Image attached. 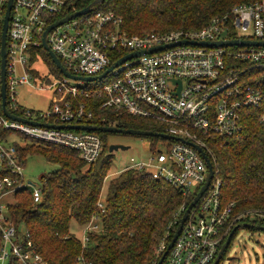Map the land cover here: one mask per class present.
I'll return each mask as SVG.
<instances>
[{"label":"built area","instance_id":"1","mask_svg":"<svg viewBox=\"0 0 264 264\" xmlns=\"http://www.w3.org/2000/svg\"><path fill=\"white\" fill-rule=\"evenodd\" d=\"M8 1L0 0L2 27ZM78 1L14 0L6 45L7 108L18 117L41 124L90 125L86 122L93 119L94 109L88 102L97 98L101 100L99 110L154 121L163 127L162 134L185 142L159 138L165 150L130 168L169 183L184 196L196 197L207 182L209 169L203 155L189 143L212 156L208 142L214 138H242L250 110L258 114L264 125V46L205 47L192 43L264 42V0L239 5L230 14L212 19L200 30H175L144 36L128 35L121 29L122 18L95 7L92 13L58 26L47 36L50 49L73 75L99 77L131 54L166 48L127 60L101 80L75 81L63 76L49 82L48 87L37 86L42 78L34 71H37L35 65L43 59L39 49L44 48V33L51 25L83 10L78 9ZM93 83L101 85L90 87ZM24 87L52 91L54 97L49 111L31 113L20 107L17 95ZM21 108L25 114L20 113ZM0 130L76 151L87 166L103 155L104 143L97 133L31 126L5 116L1 97V42ZM25 166L14 141L0 139L1 264L11 259L16 264H47L36 252L29 234L20 235L13 226L8 214L9 204L4 201L25 188L33 190L34 203L42 201V187L26 181ZM221 186L214 171L208 190L189 213L182 232L162 264L215 262L233 229L246 219V215L233 217L234 204L222 205ZM98 207L104 212V200L101 199ZM188 207L182 205L173 215V221L156 249L157 263L167 251ZM250 216L264 221V214ZM100 228L99 217L82 227L84 234L79 240L83 247L90 242V235L99 232ZM77 261L78 264H89L82 257Z\"/></svg>","mask_w":264,"mask_h":264},{"label":"trees","instance_id":"2","mask_svg":"<svg viewBox=\"0 0 264 264\" xmlns=\"http://www.w3.org/2000/svg\"><path fill=\"white\" fill-rule=\"evenodd\" d=\"M94 1L79 0L78 9H84ZM258 1L262 0H106L96 10L111 11L122 18L121 29L128 35L144 36L175 30H200L212 19L230 14L235 7ZM1 34L2 26L0 42ZM39 53L54 75L62 78L46 50L41 48ZM34 74L39 72L34 71ZM100 85L89 84L90 87ZM88 104L94 109V117L87 124L164 132L158 123L99 110L100 99L95 98ZM21 111L25 114L24 109ZM97 134L103 140L104 155L108 151V134ZM13 135L0 130V139L12 140ZM22 140L23 143L12 141L25 165L28 157L42 156L56 169L39 178L43 190L40 203H34L33 190L25 188L14 194L8 214L20 235L29 234L36 252L47 264H78L80 257L89 264H158L156 249L173 221V215L182 205L188 207L195 195L184 196L169 183L128 168L109 183L102 212L98 204L111 169V157L101 159L102 155L97 162L87 166L76 151L23 137ZM208 144L212 152L208 157L222 185V205L234 204L233 217L246 215L242 223L264 226V221L250 216L264 214V125L258 114L254 110L248 112L242 138H214ZM94 217L100 219V231L92 233L90 242L83 247L71 233L70 224L74 220L83 227ZM1 247L0 231V250ZM5 264H16V261L11 259Z\"/></svg>","mask_w":264,"mask_h":264},{"label":"rangeland","instance_id":"3","mask_svg":"<svg viewBox=\"0 0 264 264\" xmlns=\"http://www.w3.org/2000/svg\"><path fill=\"white\" fill-rule=\"evenodd\" d=\"M35 69H37L42 78L36 83L37 86L44 85V87H48L50 85L49 82L57 79L51 67L43 59L38 61ZM53 97L54 93L50 90L40 91L38 87H24L18 91L17 104L26 110L46 113L50 109ZM149 121L150 123L154 122ZM106 139L108 151L101 159L111 157L112 162L108 177L105 180L102 200L106 197L109 183L121 171L130 168L131 165L137 162H147L152 157H155L158 151L165 150L164 143L159 138L108 134ZM12 140L23 143L19 134H14ZM111 145L127 146L129 149L111 153L109 151ZM55 169L56 166L49 164L44 157L30 156L27 158L24 176L27 182L37 185L39 184V178L43 174L50 173ZM4 201L7 204H11L14 202V196L10 195ZM70 231L78 239H82L84 231L74 220L70 224ZM220 264H264V232L239 229Z\"/></svg>","mask_w":264,"mask_h":264},{"label":"water","instance_id":"4","mask_svg":"<svg viewBox=\"0 0 264 264\" xmlns=\"http://www.w3.org/2000/svg\"><path fill=\"white\" fill-rule=\"evenodd\" d=\"M106 0H95L92 4H90L88 7L85 9L78 11L67 18L51 25L46 32L44 33L43 36V47L46 50V52L49 54L51 57L53 63L55 64L56 68L60 71V73L75 81H85V82H94L96 80H101L105 78L110 72H112L116 67L120 66L127 60H130L134 57H138L142 54H152L154 52H158L161 50H164L166 47H159V48H154L151 50H148L146 52H139V53H134L131 54L122 60L116 62L107 72H105L103 75L99 77H81V76H76L73 75L72 73L68 72L66 68L63 66L61 63L60 59L56 56V54L50 49L48 43H47V36L48 34L58 26L74 19L80 16H85L93 12L95 7L103 5ZM14 0H9L7 3L6 11H5V16H4V22H3V27H2V34H1V97H2V106H3V112L6 117L13 121H17L20 123L28 124L31 126H43L47 128H55V129H69V130H82V131H88V132H94V133H103V134H114V135H125V136H138V137H150V138H163L167 140H175V141H182L176 139L174 137L167 136L162 133H157V132H152V131H142V130H134V129H122L118 127H107V126H94V125H49L47 123L41 124L35 121H29L27 119L18 117L14 114H12L9 109L7 108V53H6V45H7V32H8V27H9V21L11 18V11L13 8ZM183 43H178L177 45H182ZM194 45H200V46H205V47H231V46H264V42H249V41H222V42H200V43H192ZM176 46V45H169V47ZM180 84V82H179ZM191 146H193L196 150H198L204 157L208 169H209V176L207 179V182L203 186V188L200 190V192L196 195L192 203L189 205L187 208L186 212L184 213L181 222L179 226L177 227L175 234L172 238L171 243L169 244L167 251L165 254L162 256V258L159 260L158 264H162L163 261L165 260L166 256L169 254L170 250L173 248L175 242L177 241L180 233L182 232V229L184 227L185 222L188 219L189 213L191 210L199 203L203 195L206 193L208 190L213 178H214V169L213 165L211 163V160L207 156V154L197 145L193 143H189ZM129 147L127 146H122V145H111L109 147V151L111 153L119 151V150H128ZM32 185H34L32 183ZM249 229V230H254V231H259V232H264V226L261 225H256V224H251V223H242L236 226L233 231L231 232L230 236L228 237L227 241L223 245L222 249L220 250L215 262L213 264H220L222 259L224 258L226 252L228 251L232 239L237 233L239 229Z\"/></svg>","mask_w":264,"mask_h":264},{"label":"crops","instance_id":"5","mask_svg":"<svg viewBox=\"0 0 264 264\" xmlns=\"http://www.w3.org/2000/svg\"><path fill=\"white\" fill-rule=\"evenodd\" d=\"M21 140H22V137H21ZM23 142H24V140H23Z\"/></svg>","mask_w":264,"mask_h":264}]
</instances>
